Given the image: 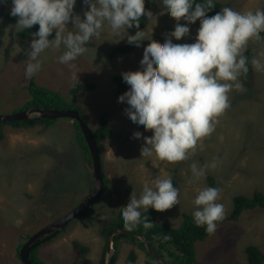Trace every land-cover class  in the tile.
Listing matches in <instances>:
<instances>
[{
    "label": "rangeland",
    "instance_id": "1",
    "mask_svg": "<svg viewBox=\"0 0 264 264\" xmlns=\"http://www.w3.org/2000/svg\"><path fill=\"white\" fill-rule=\"evenodd\" d=\"M220 1L236 11L264 6V0ZM151 3L150 8L145 7L152 13L150 18L144 17L146 26L132 27L127 32L134 35L137 30H143L145 39L156 42L155 38L159 37L164 42L177 21L162 12L159 0ZM87 7L83 0H77L74 14L83 18ZM10 9L11 2L5 11L9 13ZM67 26H73L71 21ZM188 27L189 34L179 41L172 38L173 43L195 41L199 19ZM18 29L11 21L0 27V114L25 107L32 98L27 90L31 79L67 100L74 85L88 82L94 84L93 88L80 91L75 105L92 130L97 129L99 117L106 114L112 131L99 144L108 182L104 183L105 194L95 204L96 211L74 219L64 231L41 244L37 248L39 262L99 264L106 244L102 228L118 221L130 194L138 197L144 182L151 184L157 176H170L179 189V203L158 211L156 216L157 223L171 228L180 227L185 217H192V201L204 187L219 189L217 202L224 205V218L232 214L237 196L251 199L255 191L264 196V72L253 68L254 79L249 86L241 82L240 76L243 90L229 93L230 107L217 117L214 131L198 142L188 159L170 163L157 159L155 154L150 158L140 156L144 137L151 136L152 130L137 128L125 115L126 103L118 102L121 94H117L116 78L122 77V72L140 68L143 49L149 40L141 41L130 53L112 57L113 49L128 43L127 37H123L124 33L113 35L105 26L100 36L90 41L86 51L70 64L57 63L63 46L45 50L41 54L40 70L26 80V50L32 36L18 37ZM251 44L255 57L261 58L258 54L264 52V41L250 40L248 46L252 47ZM44 53H52L50 59ZM55 56L57 59L52 62ZM134 133L141 136L139 142L132 139ZM212 162L216 164L214 168L208 167L204 176L193 178L191 164L203 167ZM89 183L90 172L73 119L58 118L49 128L40 125L31 131L6 126L4 139L0 141V264H20L18 247L84 201ZM74 241L88 249L89 255L84 259H77ZM130 241L119 240L118 250L114 249L118 252L116 264H124L132 250L138 256L135 264H148L143 249ZM249 246L258 247L264 253V208L260 206L243 210L236 219L217 223L213 234L196 242L195 261L196 264H249L245 252Z\"/></svg>",
    "mask_w": 264,
    "mask_h": 264
},
{
    "label": "clouds",
    "instance_id": "2",
    "mask_svg": "<svg viewBox=\"0 0 264 264\" xmlns=\"http://www.w3.org/2000/svg\"><path fill=\"white\" fill-rule=\"evenodd\" d=\"M10 2L9 15L17 17L15 28L39 26L31 33L26 50V80L40 70L41 54L45 50L63 46L58 60L70 64L86 51L90 41L100 36L105 26L113 35L124 33L127 42L136 47L143 40L150 41L143 49L140 68L121 73L129 87L118 97V102L126 103L125 115L137 128L152 130L151 136L144 137L140 156L150 158L155 154L157 159L170 163L188 159L198 142L214 131L217 117L230 107L229 93L243 90L239 77L249 71L248 57L244 55L249 41L260 40V33L264 32V9L236 11L223 7L208 16L206 13L214 7V0H159L162 12L177 21L162 45L151 38L145 39L143 30H137L134 35L127 32L134 26L139 29L142 17L152 16L145 8V0H83L88 6L83 18L74 14L77 0ZM182 19L187 23H179ZM198 19L193 43H173L172 38L179 41L187 36L188 24ZM70 21L73 26L68 28ZM258 55L261 58L253 57L251 65L257 72H264V52ZM132 139L139 142L141 136L134 133ZM215 166V162L203 167L193 163L190 170L193 178L199 179L206 168ZM178 194L179 189L170 176H157L151 184L145 181L138 197L130 194L120 213L121 222L126 229L141 223L145 229L151 228L153 223L147 217L142 220L141 210L170 209L179 203ZM218 199V188L204 187L192 201L193 221L209 235L225 216L224 205ZM163 239L169 237L165 235Z\"/></svg>",
    "mask_w": 264,
    "mask_h": 264
},
{
    "label": "trees",
    "instance_id": "3",
    "mask_svg": "<svg viewBox=\"0 0 264 264\" xmlns=\"http://www.w3.org/2000/svg\"><path fill=\"white\" fill-rule=\"evenodd\" d=\"M197 2H200V0H197ZM9 3H10V0H8L7 3H4V10H6V7L9 5ZM151 5H152L151 0H145V7L146 8H150ZM228 6H229V4L226 2H222L220 0H214V7L211 9V11L206 13V15L212 16V15L216 14L217 12H219L220 9H222L223 7H228ZM262 9H264V6L262 7ZM16 20H17V17H13L5 11L3 23H5L6 21H11L12 23H16ZM181 21L186 22L183 19ZM146 24H147V20L144 17H142L140 20V23H139V27L144 28L146 26ZM38 27H39L38 25H33L31 29H21L20 28V29H18L16 34H18V37H22L25 39V38L31 36L32 32H35L36 30H38ZM260 37H261L260 41L261 40L264 41V32L260 33ZM155 40H156L157 44H159V45L163 44V41L161 38L156 37ZM257 41H259V40H257ZM251 46L252 47L247 46V49L244 52V55L246 57H248L247 66L249 68V71L247 72L246 75L245 74L241 75V78H242L241 82L245 86L251 85V83L254 79V77H253L254 70H253V67L251 65V59L253 57H255V52L253 50L254 47L252 44H251ZM135 47H136L135 45L126 43L119 48L113 49L112 50V57L119 55V54L130 53L133 51V49ZM62 52L63 51L61 50L59 53H62ZM52 53L55 54L56 52H52ZM52 53H50L48 55L45 53L44 54H45V56H48L50 59V55ZM56 59L57 58L55 56V59H53L52 62L55 61ZM57 63H59V61ZM116 80L119 82L117 94L120 95L128 88V85L123 81L122 77H117ZM93 86H94V84L88 83V82H80V83L74 85L70 90V94H69L68 100H67V98L62 96V94L55 92L53 90H50L46 87L37 85L34 82V79H31V83H30L29 87L27 88V90H29V93H31L32 98L29 102H27L25 107L18 109V110H15V111H20L22 109L33 107V106L45 107V108H54V109H77V107L75 105V101H76V98L78 96V93L80 91L90 90L93 88ZM57 119H42V120L28 119V120H23V121L15 120V121H9V122H5V123H0V141H2L4 139V130H5L6 126L12 127V128L23 129L26 131H31V130H34L35 128L39 127L40 125L44 126L45 128H49ZM74 122H75V126H77V129L79 131V139H80V142L82 143L83 150L85 152L86 160L89 164L90 169H92V157H91V154L89 152L88 145H87L85 138H84V136L80 130L78 122H76L75 120H74ZM92 131H93V134H94L95 139H96L98 144H100L104 139H106V137H109L112 134L111 128L109 127V124H108L106 114L101 115L99 117V125H98L96 130H92ZM90 179H91L90 185H91V189H92V186H93V172H92V170L90 171ZM105 181L108 182V180H106V178L104 176V183H105ZM211 182H214V180L211 179ZM172 183L176 187L175 182H172ZM105 192H106V188L104 189L103 193L105 194ZM102 196H103V194H102ZM262 196L258 195L256 193V191L254 192L253 198H251V199L246 198L242 195L237 196L235 198V205H234V210H233L232 214L225 217L223 220L218 221L217 223H222V221H226V219H228V218L236 219L240 216V214L243 210H246L248 208H253V207H257V206L264 208V196L263 197ZM101 197L97 201L93 202V204L90 206V208L87 210V212L82 215V217H85L87 214H90V213H93L96 211L95 204L101 199ZM157 213H158V211L154 210L152 208L148 209V212H145V211L141 212L142 220L144 217H147L153 223L151 228L145 229L143 227V224L141 223V224H138L135 228H131L128 230L143 234L153 244V246L155 247L159 257L166 264H196V261H195V255H196L195 244L197 241L204 240L206 237L209 236V234L206 233L205 228L204 227H197L195 225L192 217H185L184 222L182 223V225L180 227L171 228V227H168L167 225H165L163 223H157L156 222ZM116 228L126 229L124 227L123 223L121 222L120 215H119L118 221H115L109 225H105L101 230V234H102L106 244H107V241L109 238L108 232L110 230L116 229ZM165 235L168 236L169 239L164 240L163 237ZM121 238L129 239V240H131L130 242L136 244L139 247V249H143V251L146 253L148 264H157L156 261L152 258V256L147 251L144 243L135 236H121V235L116 236L114 238L115 251L118 250L117 246H119V240ZM26 240L27 239H25V241ZM117 241H118V245H117ZM106 244L104 247L103 256L100 259L99 264H105ZM22 245L23 244H21L18 247V252L20 251ZM73 247H74V250L76 252L77 259H79L80 257H82L83 255H85L88 252V249L86 247H82L78 241L73 242ZM37 250L38 249H34L31 252V256H30L31 260L35 264H42L41 262H39L37 260V258H38ZM245 252H246V256H247L249 264H264V253L258 247L249 246L246 248ZM17 257L20 260V264H24L21 261L19 253H18ZM137 257L138 256H137L136 250L130 251L124 264H135ZM117 259H118V252H115L114 257L112 259V264H116ZM168 259H170L171 261H169Z\"/></svg>",
    "mask_w": 264,
    "mask_h": 264
},
{
    "label": "water",
    "instance_id": "4",
    "mask_svg": "<svg viewBox=\"0 0 264 264\" xmlns=\"http://www.w3.org/2000/svg\"><path fill=\"white\" fill-rule=\"evenodd\" d=\"M4 14V3H0V27L4 21ZM57 118H71L78 122L92 157L93 186L90 195L78 206L28 238L19 251L20 258L24 264H35L31 260V252L44 242L55 237L58 233L63 231L74 219L86 213L93 202L97 201L102 196L104 190V173L99 144L95 139L91 127H89L88 123L82 117L78 109H54L33 106L12 113L0 114V123L15 120L23 121L28 119L42 120ZM119 235L137 237L144 243L147 251L157 264H166L159 257L153 244L143 234L121 228L112 229L108 232L109 238L105 254V264H112V259L115 254L114 238Z\"/></svg>",
    "mask_w": 264,
    "mask_h": 264
},
{
    "label": "crops",
    "instance_id": "5",
    "mask_svg": "<svg viewBox=\"0 0 264 264\" xmlns=\"http://www.w3.org/2000/svg\"><path fill=\"white\" fill-rule=\"evenodd\" d=\"M107 138V137H106ZM105 140V139H104ZM103 140V141H104ZM103 141L101 142V143H103ZM86 164H87V166H88V170H89V172L91 171V169H90V167H89V164H88V162H87V160H86ZM103 173H104V176H105V172H104V166H103ZM89 184H91V179H90V183ZM105 189V188H104ZM91 185H89V191H88V195L86 196V197H88L89 196V194L91 193ZM102 253H103V249H102V251H101ZM89 255V251H88V253L86 254V255H84L83 257H82V259H84L86 256H88ZM96 255V254H95ZM102 255V254H101ZM81 259V260H82ZM100 261V260H99Z\"/></svg>",
    "mask_w": 264,
    "mask_h": 264
}]
</instances>
